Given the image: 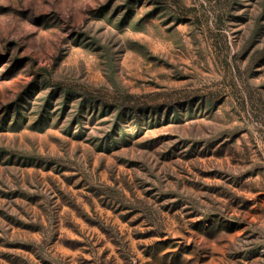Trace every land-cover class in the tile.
<instances>
[{
  "label": "rangeland",
  "instance_id": "1",
  "mask_svg": "<svg viewBox=\"0 0 264 264\" xmlns=\"http://www.w3.org/2000/svg\"><path fill=\"white\" fill-rule=\"evenodd\" d=\"M0 264H264V0H0Z\"/></svg>",
  "mask_w": 264,
  "mask_h": 264
}]
</instances>
